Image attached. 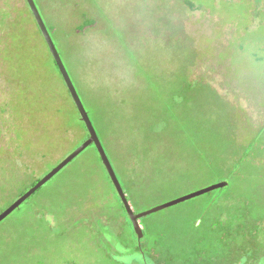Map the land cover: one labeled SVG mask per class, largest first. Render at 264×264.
I'll return each mask as SVG.
<instances>
[{"label":"rangeland","instance_id":"1","mask_svg":"<svg viewBox=\"0 0 264 264\" xmlns=\"http://www.w3.org/2000/svg\"><path fill=\"white\" fill-rule=\"evenodd\" d=\"M34 1L134 212L219 183L235 154L255 170L144 217L139 242L90 146L31 200L43 227L21 214L8 264H264V172L247 149L264 140V0ZM29 9L0 0V33L22 19L33 36L28 64L0 45L2 209L88 139Z\"/></svg>","mask_w":264,"mask_h":264},{"label":"trees","instance_id":"2","mask_svg":"<svg viewBox=\"0 0 264 264\" xmlns=\"http://www.w3.org/2000/svg\"><path fill=\"white\" fill-rule=\"evenodd\" d=\"M27 7L29 9L28 4H27ZM29 13H30V16L32 18L33 23L37 27V33L39 34V36L42 38L43 42L45 43V40H44V38H43V36H42V34H41L36 22H35V19H34L32 13H31L30 9H29ZM4 19H5L4 15L0 12V22L2 20H4ZM8 23H9L8 24L9 26L5 30L6 32L4 31L5 33L4 32L0 33V45H1L2 49H3L2 51L4 52V58L8 61V63L12 62V63H22V64L25 63V64H28L27 62H30L31 58L28 57L27 46L33 42L32 41L33 40V36H30L28 33L25 32V30H24V25L25 24L23 23L22 19H20L18 22L11 20V21H8ZM93 25H94V22L86 21L85 24L83 25L84 27H82L81 29H82V31H85V29L91 28ZM48 30H49L51 36L55 33L52 28H50V29L48 28ZM45 45H46V43H45ZM46 48L48 50L47 45H46ZM48 52H49V50H48ZM49 55H50V58L52 59V63L54 65L59 77L61 78V80L63 82V85H64V87H65V89L67 91V94H68L70 100L72 101L75 109L77 110V108H76V106H75V104H74V102H73V100L71 98V95H70V93H69V91H68V89H67V87H66V85H65V83L63 81V78H62V76H61V74H60V72H59V70H58V68H57V66H56V64L54 62V59L52 58V56L50 54V52H49ZM14 79H17V77H15ZM16 85L19 86V98L25 96L26 88L23 87V84L17 82ZM77 113H78V110H77ZM78 115H79V113H78ZM79 117H80V115H79ZM81 123H82V121H81ZM82 125H83V128L85 129V131L87 132V129H86L85 125L83 123H82ZM87 136L89 138L88 132H87ZM258 145L259 146H256V149H253V147H255V145L248 146L247 149L250 150V152L252 154L259 155L260 164L258 165L257 169H258L259 173L262 174L264 172V140L262 138L258 142ZM91 147H93L94 150L96 151L98 160H99V162L102 165V162L100 160V157L98 155V152H97L96 148L93 145ZM244 150H246V148ZM213 152H214L213 150L209 149L205 153L212 154ZM205 153H202V154H205ZM245 155L246 154L243 153V155H240L239 158H238L237 154H235V158H234L233 163H229V165L227 164L228 166H227V169H226V173L224 175H222L220 178H218L219 182H226V180H228V181L231 180V182H234V181H236V180H238L240 178L245 179L246 175L254 174V171L252 169L255 170V165H253L252 163L248 162V160L245 159ZM102 167H103V170H104V172H105V174H106V176H107V178L109 180V183L111 184V187L115 191L114 186H113L112 182L110 181V178H109V176H108V174H107V172H106V170H105L103 165H102ZM40 179H36V180L34 179L33 182L30 184V186L27 189H25L24 191H20L19 194H17L15 199L9 205H11L15 200H17L19 197H21L29 189L34 187L40 181ZM52 180H54V178ZM119 181H120V179H119ZM50 182H48V183H50ZM46 185H48V184H46ZM230 186H231V184L228 183V186L226 188L219 189V190H216V191L223 192L225 189H228ZM44 187L41 188L40 190H38L23 205L28 204L36 196L39 197L38 195L43 191ZM123 190H124L125 194H127V192L124 189V187H123ZM216 191H213V192H211L209 194H206V195L209 196V195L213 194ZM11 192H12L11 189H8V187H5V185H3L0 182V196L1 195L3 196L4 194H12ZM55 192H58V191L56 190L53 193H48L46 198L53 199L54 198L53 196H55ZM114 193H115V195H117L116 191ZM206 195H204V196H206ZM43 197H41V199ZM117 199H118L119 205L121 207V210L126 213V211L124 209V206L121 203L119 197H117ZM127 199H128V201H129V203L131 205L132 202L129 200L128 196H127ZM2 202L3 201L0 202V206H1ZM23 205L11 215V216H14L16 212H19V213H17L18 217L16 219L12 220V223H11L12 225L9 228L4 229V231L2 233H0V264H8V260L9 259H12V258L15 259V257L17 255H20L21 253H23L21 250H24V248H23L24 245H21L20 242H22L24 240V237L26 235H28V234L25 233V232L17 231V228L20 225L23 224L22 222H24V219H25V218L21 217V214H23V215L25 214L27 216V217L25 216L26 219L28 217H31L32 221L38 225L37 229L39 227H41V226L42 227L44 226L43 222H44L45 213L44 212L42 213V211H40L39 208L37 206H35L34 201L33 202L31 201V203H29V207L28 208L22 209ZM5 209H2L0 207V213L2 211H4ZM20 211H21V213H20ZM44 211L47 212L46 210H44ZM11 216H9L5 221H7ZM5 221H3L2 224ZM128 223H129L130 230H132V224H131V222L129 220H128ZM133 231L134 230H132V232ZM145 232H146V228L143 229L144 236H145ZM133 235L135 236V233H133ZM243 236H246V235H243ZM256 239L257 240L255 242L256 243L259 242L261 244H260V247L257 246V244L255 246H257L259 248L260 253H261L260 255L263 256L264 253L262 252V250H264V234H262V233L258 234L256 236ZM135 251L137 253H139L140 252V247L136 246ZM243 251L245 253L247 252V250H245V249ZM13 253H14V255H13Z\"/></svg>","mask_w":264,"mask_h":264},{"label":"water","instance_id":"3","mask_svg":"<svg viewBox=\"0 0 264 264\" xmlns=\"http://www.w3.org/2000/svg\"><path fill=\"white\" fill-rule=\"evenodd\" d=\"M26 3L28 4L31 13L35 19V22L45 40V43L48 47V50L54 59V62L63 78V81L71 95V98L78 110V113L80 115V119L82 123L85 125L87 132L89 134V138L82 143L75 151H73L68 157H66L62 162H60L56 167H54L49 173H47L44 177L40 179V181L31 189H29L26 193H24L21 197H19L17 200H15L11 205H9L4 211L0 213V224L5 221L9 216H11L16 210H18L27 200H29L38 190L43 188L48 182H50L56 175H58L64 168H66L72 161H74L79 155H81L86 149H88L90 146H94L98 152V155L100 157V160L102 162V165L104 166L110 181L112 182L114 189L121 201V203L124 206V209L126 211L127 216L130 219V222L132 224L133 230L135 235L137 236L138 241L140 242L143 237V229L140 225V220L144 217L150 216L152 214L161 212L163 210L175 207L179 204H182L184 202L190 201L192 199L204 196L206 194H209L213 191L224 189L228 186L227 182H219L217 184L211 185L207 188H204L202 190H199L197 192H194L192 194L183 196L179 199L173 200L171 202L165 203L160 206H156L148 211L142 212V213H135L132 209L127 196L123 190V187L117 177V174L111 164V161L98 137V134L91 122V119L80 99V96L68 74V71L59 55V52L55 46V43L53 41V38L42 19L40 12L37 9V6L35 4L34 0H26Z\"/></svg>","mask_w":264,"mask_h":264}]
</instances>
